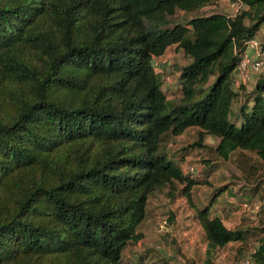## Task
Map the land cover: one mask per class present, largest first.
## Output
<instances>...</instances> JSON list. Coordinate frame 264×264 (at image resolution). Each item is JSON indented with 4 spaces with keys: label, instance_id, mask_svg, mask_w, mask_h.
<instances>
[{
    "label": "trees",
    "instance_id": "trees-1",
    "mask_svg": "<svg viewBox=\"0 0 264 264\" xmlns=\"http://www.w3.org/2000/svg\"><path fill=\"white\" fill-rule=\"evenodd\" d=\"M243 2L177 22L215 0H0V264H125L150 199L182 186L191 200L200 183L165 152L189 129L220 139L218 158L264 168V74L233 109V74L264 27V0ZM174 46L189 61L177 101L154 64ZM226 192L197 210L205 264L248 238L230 210L211 217ZM251 259L264 264V239Z\"/></svg>",
    "mask_w": 264,
    "mask_h": 264
},
{
    "label": "rangeland",
    "instance_id": "rangeland-1",
    "mask_svg": "<svg viewBox=\"0 0 264 264\" xmlns=\"http://www.w3.org/2000/svg\"><path fill=\"white\" fill-rule=\"evenodd\" d=\"M231 0H215L212 7L201 12L175 18L177 22L188 21L194 17L213 13H230ZM261 43L264 39V27L257 35ZM156 72L164 81V88L171 101L182 97L179 87L181 67L189 64L183 51L176 46L155 60ZM260 75H253L251 84H245L234 77V90L239 93L233 109L237 110L249 95L255 91ZM201 130L192 128L178 137H169L165 142V152L180 164L185 175L200 180L192 191L191 200L181 194L182 186L170 198V191L156 193L148 203L147 218L140 227L144 239L129 246L124 253L125 264L136 262L142 257L143 264H205L207 240L202 225L197 219V210L210 205L211 197L218 189L227 190L220 198L214 199L211 217L223 216L227 210L234 213L229 225L232 229L248 230L245 243H233L219 249L213 264H245L251 253L264 239V168L256 162L254 155H237L231 161L218 158L214 149L220 139L204 134L201 141ZM201 145H195V144ZM195 146V147H192ZM219 160H218V159ZM241 162L239 166L238 162ZM245 164L256 166V173L261 170V177L248 178ZM195 169L196 175L190 170ZM255 185L256 187H252ZM213 194V195H212ZM248 203L249 207L243 205ZM245 206V205H244ZM259 208V209H258ZM242 224V225H240ZM138 264V263H135Z\"/></svg>",
    "mask_w": 264,
    "mask_h": 264
},
{
    "label": "built area",
    "instance_id": "built-area-1",
    "mask_svg": "<svg viewBox=\"0 0 264 264\" xmlns=\"http://www.w3.org/2000/svg\"><path fill=\"white\" fill-rule=\"evenodd\" d=\"M247 7L243 0H231L230 2V17H235L241 10H245ZM242 59L236 70V76L241 82V85L251 84L254 80L253 75L264 74V50L261 43L257 38L251 40L247 44V49L242 54ZM191 175H196V170H190ZM259 209V208H258ZM255 252V251H254ZM245 264H256L251 258L245 260Z\"/></svg>",
    "mask_w": 264,
    "mask_h": 264
},
{
    "label": "crops",
    "instance_id": "crops-1",
    "mask_svg": "<svg viewBox=\"0 0 264 264\" xmlns=\"http://www.w3.org/2000/svg\"><path fill=\"white\" fill-rule=\"evenodd\" d=\"M235 79H238L237 76L235 77ZM219 140V139H218Z\"/></svg>",
    "mask_w": 264,
    "mask_h": 264
}]
</instances>
